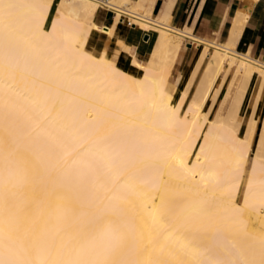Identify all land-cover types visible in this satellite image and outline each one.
<instances>
[{
    "label": "bare ground",
    "instance_id": "1",
    "mask_svg": "<svg viewBox=\"0 0 264 264\" xmlns=\"http://www.w3.org/2000/svg\"><path fill=\"white\" fill-rule=\"evenodd\" d=\"M99 2L57 0L49 20L53 0H0V264H264L249 224L264 218V120L255 146L256 120H236L264 65L151 19L150 0H108L114 25L158 35L124 70L87 47L114 33L92 20ZM183 38L200 64L213 49L189 101L166 91Z\"/></svg>",
    "mask_w": 264,
    "mask_h": 264
},
{
    "label": "crops",
    "instance_id": "2",
    "mask_svg": "<svg viewBox=\"0 0 264 264\" xmlns=\"http://www.w3.org/2000/svg\"><path fill=\"white\" fill-rule=\"evenodd\" d=\"M56 2L57 0H53L49 19L52 13L54 14ZM151 12V19H165L172 28L188 30L190 36L204 42L231 44L237 54H249L251 60L264 65V0H152ZM113 15L111 11L97 8L93 22L99 27L113 28L114 33L108 36L99 31L92 32L87 40L88 49L92 53L118 52L122 65L129 68L134 57L145 63L153 52L158 35L136 29L132 27L133 25H128L126 19L114 25ZM189 39L183 38L181 41L166 87V91L173 99H178L187 87H189L187 101L194 97L213 53V49H208L200 64L205 47ZM119 42L128 47L129 51H124ZM224 73L223 71L217 77L203 108L207 111L212 106L210 119L215 117L227 94L233 70H230L223 79ZM260 82L259 75L254 73L236 115V120L242 123L250 118L256 120L252 146L256 144L264 120V83L260 90Z\"/></svg>",
    "mask_w": 264,
    "mask_h": 264
},
{
    "label": "rangeland",
    "instance_id": "3",
    "mask_svg": "<svg viewBox=\"0 0 264 264\" xmlns=\"http://www.w3.org/2000/svg\"><path fill=\"white\" fill-rule=\"evenodd\" d=\"M147 5L148 6H151L152 5V0H150V2L149 3H147ZM52 9H54L53 7H52ZM48 16L50 15V14H47ZM47 16V17H48ZM52 16H53V13H52V15L50 16L51 18H52ZM50 20V19H49ZM48 20V22H47V25H49V23H50V21ZM35 21V20H34ZM25 23V22H24ZM28 23H32V22H30V20L28 21ZM32 25H33V23H32ZM103 29H105V30H107L106 28H103ZM125 51V50H124ZM94 55H96V56H98L100 53H93ZM118 52H116L115 54H112V53H107V55L111 58V60L112 61H114V62H116L120 67H122L124 70H127V71H130L131 69L128 67V66H123L122 65V61H121V57H118ZM250 158L248 159V163H247V165H246V169H245V173H244V177H246V175H247V171H248V168H249V165H250ZM263 214H264V212H262ZM260 217V216H259ZM250 226L254 229V231L258 234V235H262V234H264V218H259V220H255V219H252L251 221H250Z\"/></svg>",
    "mask_w": 264,
    "mask_h": 264
},
{
    "label": "built area",
    "instance_id": "4",
    "mask_svg": "<svg viewBox=\"0 0 264 264\" xmlns=\"http://www.w3.org/2000/svg\"><path fill=\"white\" fill-rule=\"evenodd\" d=\"M99 1H100V2H99V7H100V8H104V9H106V10H108V11H112V12L114 13V11L108 9V7H107V5H106V3L108 2V0H99ZM127 24H128V25H131V23H130L129 21H127ZM189 40H190V39H189Z\"/></svg>",
    "mask_w": 264,
    "mask_h": 264
}]
</instances>
